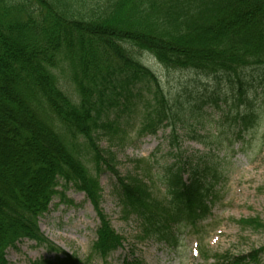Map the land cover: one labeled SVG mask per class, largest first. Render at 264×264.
Instances as JSON below:
<instances>
[{
  "label": "trees",
  "instance_id": "obj_1",
  "mask_svg": "<svg viewBox=\"0 0 264 264\" xmlns=\"http://www.w3.org/2000/svg\"><path fill=\"white\" fill-rule=\"evenodd\" d=\"M150 58L166 71L224 78L236 110L250 109L246 91L254 85L245 73L264 71V0H0V264L24 240L54 255L34 264H90L121 248L101 209L103 172L114 179L122 221L136 223L138 243L175 249L182 231L201 232L222 173L193 158L182 162L178 131L191 133L193 113L209 103L217 108L220 98L189 95L182 103L165 94L147 67ZM66 82L71 91L63 89ZM136 84L148 93L145 100L140 93L137 135L169 130L172 162L157 169L148 158L140 174L123 177L115 155L99 143L101 135L126 137L109 113L120 109V98L134 97L128 88ZM251 113L236 124L253 126ZM60 186L83 193L99 221L85 262L48 242L38 227ZM259 223L238 222L264 230ZM207 253L199 247L204 264ZM258 253L217 255L212 264H255Z\"/></svg>",
  "mask_w": 264,
  "mask_h": 264
},
{
  "label": "rangeland",
  "instance_id": "obj_2",
  "mask_svg": "<svg viewBox=\"0 0 264 264\" xmlns=\"http://www.w3.org/2000/svg\"><path fill=\"white\" fill-rule=\"evenodd\" d=\"M147 67L158 78L163 92L182 103L189 95L192 100L204 99L212 93L220 98L217 108L209 103L199 113H193L197 123L191 133L182 127L178 131L184 152L182 162L193 158L195 163L212 164L221 171L222 178L216 184L218 200L212 207L211 216L201 225V232L196 235L187 229L182 231L175 249L153 242L138 243L135 239L136 223L122 221L114 197V179L110 173L103 172L99 176L103 192L101 209L113 231L121 238L122 245L106 261L92 257L90 264H122L124 259L138 260L142 264H204L199 255L200 246L208 252V264H212V258L217 255L228 254L238 258L257 252L255 264H264V230L238 224L240 220L257 219L264 225V71L262 75L255 71L245 73L247 83L250 85L253 80L254 85L246 91L251 105L249 109L241 104L236 110L231 88L224 78L206 77L191 71H166L152 58ZM63 87L71 91L67 82ZM128 90L134 97L128 101L120 98V109L113 107L109 113V120L117 119L126 137L120 141L121 137L111 139L108 135H101L99 143L102 149L115 155L116 169L123 177L140 174V161L148 158L154 160L153 165L157 169L172 162L167 142L169 130H160L155 137L144 139L137 135L140 93L142 100L148 97L146 86L131 85ZM248 109L252 111L254 125H237L236 117L246 116ZM240 133L241 137L237 139ZM194 135L199 139L192 140ZM157 149L159 151L156 152ZM201 156H204L203 160H196ZM88 166L91 169V165ZM58 192L61 195L54 197L48 213L39 220V230L63 253L76 254L85 262L95 241L98 218L83 194L71 188L65 190L62 186L58 187ZM53 257L44 247H37L34 242L26 240L15 249L7 250L5 255L8 264H34Z\"/></svg>",
  "mask_w": 264,
  "mask_h": 264
}]
</instances>
